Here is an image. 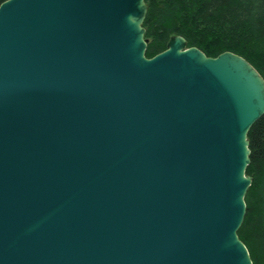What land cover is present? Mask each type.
Masks as SVG:
<instances>
[{
  "label": "water",
  "instance_id": "obj_1",
  "mask_svg": "<svg viewBox=\"0 0 264 264\" xmlns=\"http://www.w3.org/2000/svg\"><path fill=\"white\" fill-rule=\"evenodd\" d=\"M146 0L0 4V264H253L240 238L264 76Z\"/></svg>",
  "mask_w": 264,
  "mask_h": 264
},
{
  "label": "trees",
  "instance_id": "obj_2",
  "mask_svg": "<svg viewBox=\"0 0 264 264\" xmlns=\"http://www.w3.org/2000/svg\"><path fill=\"white\" fill-rule=\"evenodd\" d=\"M5 0H0V4ZM143 23L146 55L165 50L173 35L209 56L230 50L247 58L264 76V0H146ZM253 177L246 193L247 211L238 230L253 264H264V114L248 133Z\"/></svg>",
  "mask_w": 264,
  "mask_h": 264
},
{
  "label": "bare ground",
  "instance_id": "obj_3",
  "mask_svg": "<svg viewBox=\"0 0 264 264\" xmlns=\"http://www.w3.org/2000/svg\"><path fill=\"white\" fill-rule=\"evenodd\" d=\"M178 35V34H177ZM227 51V50H226ZM230 51V50H229ZM251 176V175H250ZM253 178V177H252Z\"/></svg>",
  "mask_w": 264,
  "mask_h": 264
}]
</instances>
